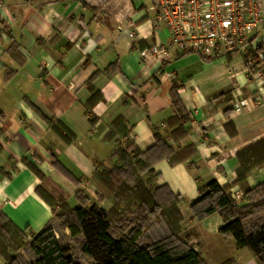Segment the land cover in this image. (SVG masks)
Masks as SVG:
<instances>
[{
  "label": "crops",
  "instance_id": "crops-1",
  "mask_svg": "<svg viewBox=\"0 0 264 264\" xmlns=\"http://www.w3.org/2000/svg\"><path fill=\"white\" fill-rule=\"evenodd\" d=\"M149 6L150 0L0 3V210L22 230L38 232L55 216L40 188L72 207L82 188L110 211L112 197L95 172L119 163L122 131L145 152L156 144L157 128L166 131L176 119L186 135L168 141L193 154L176 164L159 161L153 185L184 197V226L220 232L225 224L218 212L191 219L201 185L217 180L232 185L230 192H246L264 182L263 164L235 183L237 151L264 138V69L254 75L242 57L205 60L174 47L160 59H144L140 51L171 41ZM254 40L264 46V21ZM239 100L249 103L237 112ZM67 129L73 141L59 131ZM191 238L208 263L205 238Z\"/></svg>",
  "mask_w": 264,
  "mask_h": 264
},
{
  "label": "trees",
  "instance_id": "trees-1",
  "mask_svg": "<svg viewBox=\"0 0 264 264\" xmlns=\"http://www.w3.org/2000/svg\"><path fill=\"white\" fill-rule=\"evenodd\" d=\"M49 121L56 126V122ZM175 125L179 127L173 129ZM174 126L169 125L166 131L157 128L156 144L145 152L134 147L129 131H122L126 143L117 145L119 163L112 167L100 164L95 172L96 179L114 195L110 211L100 207L82 188L76 192L79 204L75 207L65 199L55 200L40 188L55 216L38 232L22 230L0 210V227L5 229L0 232L4 238L0 241V253L8 264H86L71 244L73 239L79 240V251L90 259L88 264H207L195 246L181 237L184 218L180 204L184 197L166 185H153L161 177L155 170L159 161L168 159L176 164L193 154V149L177 150L169 143V137L177 141L186 135L181 119H176ZM59 131L68 142L74 140L68 129L66 133ZM237 157L240 167L235 183L242 185L255 168L264 164V138L238 150ZM118 177L125 178L118 181ZM231 186H222L217 180L201 185L200 196L190 202L191 219L202 220L218 212L225 223L220 233L233 236L238 248L251 249L259 263L264 264V182L245 192L244 205L232 200ZM124 202L128 205L129 221L126 213L118 209ZM118 212L115 226L113 214ZM57 218L61 228L70 230V240L64 238L66 232L64 236L57 235ZM27 232L33 235L31 240H27ZM24 246L29 260L9 256L10 249L20 250Z\"/></svg>",
  "mask_w": 264,
  "mask_h": 264
},
{
  "label": "built area",
  "instance_id": "built-area-1",
  "mask_svg": "<svg viewBox=\"0 0 264 264\" xmlns=\"http://www.w3.org/2000/svg\"><path fill=\"white\" fill-rule=\"evenodd\" d=\"M149 9L168 29L171 41L140 51L144 59H160L170 47L205 60L239 56L250 73L262 76L264 49L254 35L264 21V0H150ZM130 35L134 37V33ZM257 67L260 69L253 71ZM248 103L236 101L233 109L242 111ZM118 140L125 144L124 138ZM230 194L238 205L247 203L241 189Z\"/></svg>",
  "mask_w": 264,
  "mask_h": 264
},
{
  "label": "rangeland",
  "instance_id": "rangeland-1",
  "mask_svg": "<svg viewBox=\"0 0 264 264\" xmlns=\"http://www.w3.org/2000/svg\"><path fill=\"white\" fill-rule=\"evenodd\" d=\"M124 178L118 177V181H122ZM104 190L108 194L111 195L113 203H115L113 193L107 188H104ZM118 209L122 213H126V217H127L126 221H129L130 214L127 213L126 211V209H128V205H126L124 202L121 205H119ZM119 214L120 212L113 214L115 215L113 218L115 226H117L118 224L117 215ZM56 221L58 222V225L61 224L58 218L56 219ZM194 221L198 222L197 220H194ZM181 225L182 227L184 226L183 223ZM128 228H131V227H128ZM183 231L187 233L188 236L186 240L190 245H193V243L190 242L192 239L191 235H195L196 237L203 236L205 238V243L202 249L204 251V256L208 262L207 264H260L256 255L251 249L249 248L238 249L237 248L236 240L233 236L224 235L220 233L219 231L211 230V228L207 227V225H204V224L202 225L185 224V226L183 227ZM0 232H5V229L3 227H0ZM65 232L68 235H65L64 234ZM57 235L58 236L65 235L64 237L65 239L67 240L71 239V237H69L70 230L68 228H61V225L59 226L57 230ZM26 236H27V240H31L33 238V235L30 232H27ZM0 241L3 242L4 238L0 237ZM71 244L74 245V249L76 250V252L80 254V257L83 258L84 262L86 264L90 263V259L87 257H83L82 253L79 251V248H80L79 240L73 239ZM4 247L6 249H9L6 247V245ZM9 252H10L9 256L11 257L24 256L26 260H29L28 258L30 257L28 250L27 248H25V246L22 247L20 250L10 249ZM0 264H8V259L4 257L1 253H0Z\"/></svg>",
  "mask_w": 264,
  "mask_h": 264
}]
</instances>
